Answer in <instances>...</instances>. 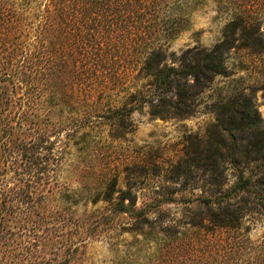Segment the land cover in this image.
Wrapping results in <instances>:
<instances>
[{
    "label": "trees",
    "instance_id": "obj_1",
    "mask_svg": "<svg viewBox=\"0 0 264 264\" xmlns=\"http://www.w3.org/2000/svg\"><path fill=\"white\" fill-rule=\"evenodd\" d=\"M209 1L223 19L218 41L169 51ZM231 49L264 55V0H0V264H72L83 240L53 237L65 226L48 204L67 148L125 140L145 106L188 118ZM212 108L177 158H122L125 175L157 179L149 199L129 188L113 197L118 174L100 185L101 223L124 215L134 238L121 264H264V235L251 239L246 225L264 215V119L242 92ZM134 242L148 246L132 256Z\"/></svg>",
    "mask_w": 264,
    "mask_h": 264
},
{
    "label": "rangeland",
    "instance_id": "obj_2",
    "mask_svg": "<svg viewBox=\"0 0 264 264\" xmlns=\"http://www.w3.org/2000/svg\"><path fill=\"white\" fill-rule=\"evenodd\" d=\"M222 26L223 19L217 14L212 1L197 5L191 14L188 28L171 42L169 51L179 54L181 50L194 46L209 48L220 38ZM226 64L227 73L216 76L204 94L194 101V111L188 118H153L145 106L132 113L133 131L125 140L103 137L101 141L94 143L91 138L92 146L95 147L87 154L67 148L57 189L53 195H49L48 204L52 208L61 207L60 219L65 226L58 237H53L59 241H64L67 237L76 242L83 240L72 264H121L127 244L134 240L125 231L129 221L124 215H116L114 220L101 223L103 218L100 213L106 212L102 209V198L107 196V192H100V185L118 174L119 180L113 188L112 196L117 197L121 188H129L136 190L138 201L141 202L150 198L149 186L151 181L157 179L138 177L136 173L135 177L134 174L125 175L121 165L123 157L127 154H145L151 160L159 162L177 158L182 153L183 138L190 133L204 135L207 127L214 121L212 103L219 97L235 92L251 97L264 119V55L255 56L246 50L231 49L227 53ZM62 140L66 141V138L63 136ZM92 200L96 202L93 203ZM77 216L87 217L83 227L76 221ZM246 225L251 239L264 235V215H251ZM135 245L142 250L148 246L147 243L134 242L129 248L132 256L138 253L134 249Z\"/></svg>",
    "mask_w": 264,
    "mask_h": 264
}]
</instances>
